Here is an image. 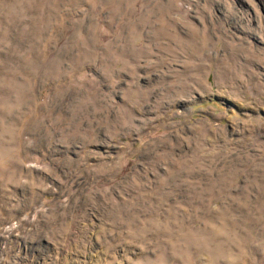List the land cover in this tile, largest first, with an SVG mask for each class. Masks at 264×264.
Wrapping results in <instances>:
<instances>
[{
	"label": "rangeland",
	"instance_id": "1",
	"mask_svg": "<svg viewBox=\"0 0 264 264\" xmlns=\"http://www.w3.org/2000/svg\"><path fill=\"white\" fill-rule=\"evenodd\" d=\"M0 264H264V0H0Z\"/></svg>",
	"mask_w": 264,
	"mask_h": 264
}]
</instances>
